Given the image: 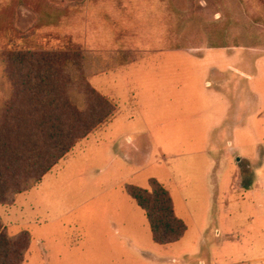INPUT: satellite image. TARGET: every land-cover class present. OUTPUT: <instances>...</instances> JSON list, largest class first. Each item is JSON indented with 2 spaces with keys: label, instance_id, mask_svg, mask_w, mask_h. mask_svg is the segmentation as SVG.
Wrapping results in <instances>:
<instances>
[{
  "label": "rangeland",
  "instance_id": "374dc122",
  "mask_svg": "<svg viewBox=\"0 0 264 264\" xmlns=\"http://www.w3.org/2000/svg\"><path fill=\"white\" fill-rule=\"evenodd\" d=\"M28 50L81 53L88 81L114 110L37 184L0 204L8 234H30L22 264H264L250 245L264 238V219L256 218L264 194L250 195L252 168L247 160L238 166L233 150L241 143L251 152L250 144L264 142V99L254 133L206 137L209 122L201 119L192 127L196 97L207 93L200 81H236L238 91L227 92L245 99L256 95L254 81L264 95V0H0V102L10 93L3 54ZM213 60L222 63L220 74L218 66L208 69ZM246 104L239 122L247 119ZM171 141L181 155L173 164L155 157L156 146ZM207 141L229 152L228 163L216 154L212 176ZM134 142L141 152L129 154L140 164L127 165L121 156ZM234 167L242 179L225 191ZM151 179L168 191L186 225L174 243L153 241L144 210L126 191L151 190ZM224 191L235 195L228 206Z\"/></svg>",
  "mask_w": 264,
  "mask_h": 264
},
{
  "label": "trees",
  "instance_id": "16d2710c",
  "mask_svg": "<svg viewBox=\"0 0 264 264\" xmlns=\"http://www.w3.org/2000/svg\"><path fill=\"white\" fill-rule=\"evenodd\" d=\"M3 55L10 93L0 102V204H11L114 107L91 86L81 53ZM150 184L151 190L127 185L126 191L144 210L153 241L174 243L186 225L175 216L168 191L155 179ZM30 240L27 231L9 235L0 219V264H22Z\"/></svg>",
  "mask_w": 264,
  "mask_h": 264
},
{
  "label": "crops",
  "instance_id": "0c3cea01",
  "mask_svg": "<svg viewBox=\"0 0 264 264\" xmlns=\"http://www.w3.org/2000/svg\"><path fill=\"white\" fill-rule=\"evenodd\" d=\"M224 57V56H223ZM204 61L205 58L203 57ZM213 63L210 64L209 61V65H211L208 69L210 70L211 68H216L218 66V71L220 74V70L221 65L222 64L219 61V65H217L216 60L212 61ZM213 69V70H214ZM257 70V69H256ZM213 73V72H212ZM223 75V73H221ZM224 76V75H223ZM251 78V80L253 79V76H248ZM202 84V87H204V85L207 87V93L205 92V94H199L197 98V101H199V105H198V109H195V114L193 115L194 120L192 121V127L193 128H198L199 123L196 122L198 119L201 120H205L208 121L209 124H207V128L205 129V135L206 137L210 134H212L213 132H218V133H226L225 135L228 136H233L235 137V134H237L239 131H246V132H251L254 133L253 131V125L255 122V117H259L260 114L262 115V113L259 114V111L261 109L259 103L260 100L262 101L264 99V95L261 94L259 92V90L256 89V87H254V81H249L250 82V90L251 92H253L254 90V94L253 95L251 93V95H248V99H245L244 94L241 93H236V94H228L227 89H233L235 91H238V83L236 81H226V78H222V80L219 81H210V80H206V81H200ZM214 87V88H213ZM232 87V88H231ZM253 96V99H252ZM248 100L250 101V107H249V113L246 116V120L244 122H242L243 120H240V122L237 120L238 117V113L241 112L243 106L246 104V102H248ZM203 102V103H202ZM234 102H240L241 104H238L237 106L234 105ZM246 106H248L246 104ZM253 107L254 110H253ZM237 111V112H235ZM264 111V110H263ZM233 122H230V121ZM251 122V123H250ZM148 134L151 135L152 133L149 132L148 130H143V134ZM236 138L239 141V137L236 136ZM227 143V141H226ZM225 143V145H226ZM230 143L233 145V143L230 140ZM132 146V149H129V147H127L128 151L124 152L122 154V159L123 162H125L127 165L129 164H140V162L138 161L137 163L135 162L134 158H132L133 156L130 153V151H133L135 153L137 152H141V148L139 146H136V143L134 142ZM251 148V152H245L247 151L245 146L242 145L241 143H238V148L233 149L236 153L238 157V166L240 165L239 161L241 160H247L248 165L252 168L251 169V173H250V179L254 184H251L249 186L248 191L250 192V195L255 196V198H257V196L264 194V142L262 144H260L258 141H255V143L250 144L249 146ZM175 147L172 144L171 141V145H169L168 147L165 146H156V156L160 155L161 157H167L170 160H172V164L173 161L176 158L181 157L180 154L175 153L176 150H174ZM211 149L213 150V153L215 156H213L211 154ZM205 155L208 158V167H206L207 170V175H211L212 176V172L214 170V168H216L217 165H219V157L220 160L223 159V161H225L226 163H228L229 157L226 151L223 152L221 151V148L219 147V145L217 146V144L215 143V145H211L210 146V142H206L205 145ZM221 151V152H220ZM158 152V153H157ZM148 153L151 155V151ZM167 153V154H166ZM219 154V157L216 158V154ZM112 158L114 159L115 155L114 153H111ZM114 155V156H113ZM152 156V155H151ZM160 157V158H161ZM149 157H147L146 159H148ZM145 159V160H146ZM257 159V161H256ZM163 161V160H162ZM176 161V160H175ZM165 162V161H163ZM172 164L167 163V166H171ZM256 165V166H254ZM143 169V166L140 167L139 169L133 171H130L128 174V177H134L135 175H138L137 173L141 172V170ZM140 174V173H139ZM216 178V176H215ZM238 178L242 179V171L240 170V168L238 167H234V169H232L230 176H229V183L228 181H225V183L227 184L224 188L225 191H227V187H229V192H232L233 187L237 186V182H238ZM217 186V183L213 181L209 182V188H210V193H213V188L214 186ZM255 186V187H254ZM212 190V191H211ZM224 191V196H227L228 198L225 200V204L230 205L232 203L231 198H234V196H228L226 194V192ZM243 189H239V192H242ZM247 190L243 191L245 192V194L248 192ZM260 217L261 219H264V211H261L260 214H257L258 218ZM253 218V216H252ZM259 231V230H256ZM261 241V244H260ZM250 245H252L253 247H255V245H257V248H253L254 252L256 254H258V256H256V260L258 261H263L264 262V238L260 239L259 237H257L256 239H250ZM261 255V256H259Z\"/></svg>",
  "mask_w": 264,
  "mask_h": 264
}]
</instances>
